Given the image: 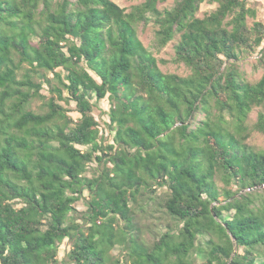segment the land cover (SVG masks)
<instances>
[{"label":"trees","instance_id":"16d2710c","mask_svg":"<svg viewBox=\"0 0 264 264\" xmlns=\"http://www.w3.org/2000/svg\"><path fill=\"white\" fill-rule=\"evenodd\" d=\"M167 1L0 0V264H264V73L242 68L264 23L248 0Z\"/></svg>","mask_w":264,"mask_h":264},{"label":"rangeland","instance_id":"374dc122","mask_svg":"<svg viewBox=\"0 0 264 264\" xmlns=\"http://www.w3.org/2000/svg\"><path fill=\"white\" fill-rule=\"evenodd\" d=\"M117 4H119L122 7L127 8L128 10L134 5L137 4L143 0H113ZM249 5H251L252 8L256 10V16L252 17L250 16L248 18V24L252 26L255 21H261L264 23V0H248ZM174 5V0H168L166 3L161 4V8L163 7H171ZM218 4L216 2H213L211 0H206L201 4L200 10L198 12V15L203 17L206 13H209L217 8ZM155 25L153 23L149 24H141L139 26V35L144 44L154 52L156 57L159 59V65L162 68L164 72H177L179 74L187 75L190 73V70L188 67H186L183 63L176 64L173 62V57L175 54V45L177 43V40H174L170 43H168L165 47L159 49L155 40ZM257 54L248 55L242 63V68L246 73V77L250 81H257L262 74L264 73V65H260L257 62ZM107 102L102 101L100 102L99 109L96 110V115L100 119L102 116L100 112L107 108ZM40 105H42V101H36L34 103V106L36 108H39ZM74 106V103H72ZM259 108H255L250 116L249 123L253 124L257 120V115ZM75 117H78L79 114L76 112L73 113ZM250 142L259 148H264V134L259 132H254L252 137L250 138ZM91 175V174H90ZM220 186H222V182H218ZM78 209H85V205L83 203H80L77 205ZM146 211L142 212L140 216V223L143 227L146 228L145 232L146 236L148 238H151L155 236L154 231H159L161 229H164L166 227V222L162 219H160V215L155 212V210H152L151 207L145 206ZM154 211V214H152ZM151 212V213H150ZM146 215H145V214ZM66 246H63L62 248L65 249ZM64 250H62V255ZM114 257L120 258L124 261H126V256H124V252H122L121 246H117L113 250ZM128 262V261H127ZM124 264V263H123ZM127 264H131L129 261Z\"/></svg>","mask_w":264,"mask_h":264}]
</instances>
